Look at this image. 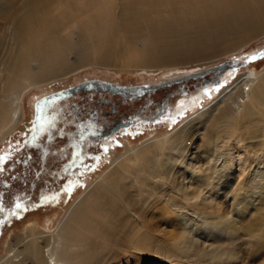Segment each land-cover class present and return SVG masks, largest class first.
I'll use <instances>...</instances> for the list:
<instances>
[{"label": "bare ground", "instance_id": "bare-ground-1", "mask_svg": "<svg viewBox=\"0 0 264 264\" xmlns=\"http://www.w3.org/2000/svg\"><path fill=\"white\" fill-rule=\"evenodd\" d=\"M122 1L0 0V10H4V6L10 10V17L0 22V53H5L0 58V144L5 132H13L20 121L21 94L33 85L76 68L77 65L69 61L73 54L70 35L64 33L75 30L78 19L93 9L101 12L108 4L110 7L111 3L118 5L120 12L115 17V29L127 39V50L132 53L127 63L137 66L139 59V65L157 66L158 69L183 64H196L197 67L241 50L264 35V0ZM143 32H147L151 41L146 50L136 53L133 43ZM8 37L14 43L10 47ZM34 60L41 64L37 72L31 67ZM222 68L226 71L232 66ZM233 74V70L228 71L219 82L224 83ZM207 88L213 92V86ZM19 89L21 91L16 94ZM198 92L181 100L174 108L170 120L181 113L192 111L194 114L172 137H168L171 135L168 133L161 134L155 144L144 142L130 147L132 154L126 162L118 157L113 164L116 169L111 172L107 169L96 176L95 188L88 187L83 199L81 223L70 225L73 229L69 240L62 243L58 235L54 249L46 243V251L42 250V235L32 227L25 249L11 248L0 258V264H18L26 260L33 264L88 261L89 252L81 257L67 253L81 247L92 249L95 254L94 237L100 232L104 233L100 239L111 233L122 239L127 235L125 230L129 222L123 220L124 213L134 219L130 220L133 227L126 239L131 238L136 250L167 255L153 239L155 229L150 228V220L156 213L161 217L165 215L168 205L181 212L177 220L183 231L180 240L172 245L174 252L177 250L187 258V263L195 260V264H226L234 260L238 254L229 249L221 250L220 246L200 250L194 229L199 223L203 231L211 227L216 234L222 230L234 231L236 221L231 213L225 214L219 208L204 213V207L210 206L211 191L218 187L224 175L227 176V170H238L241 177L258 164L260 168L257 167L258 173L249 187L253 188L254 184L261 187L258 179H264V69H250L208 105L202 106L201 101L209 94L204 89ZM195 138L202 139L199 149L194 147ZM256 144L261 146L259 155L251 161L254 152L249 148ZM110 146V142L107 143V148ZM123 178L130 181L122 184ZM114 196L122 203L118 209L113 208L111 198ZM156 200H161L162 204L154 206ZM152 207L155 215L150 219L145 213V222H142L139 213ZM75 212L71 206L63 222L75 220ZM127 251L131 249H124L123 253ZM139 258L144 259L141 255L137 256Z\"/></svg>", "mask_w": 264, "mask_h": 264}, {"label": "rangeland", "instance_id": "rangeland-1", "mask_svg": "<svg viewBox=\"0 0 264 264\" xmlns=\"http://www.w3.org/2000/svg\"><path fill=\"white\" fill-rule=\"evenodd\" d=\"M112 4L111 7L106 5L107 10L93 9L87 16L82 15L76 29L64 33L70 35L73 54L69 61L75 63L76 68L33 85L21 94L20 121L13 132H5L0 144V258L11 248L23 251L29 243L32 227L42 235V250L46 251V243L54 249L59 236L62 243L69 240L73 229L70 225L81 223L83 199L88 187L95 188L96 176L107 169L110 172L116 169L113 164L118 157H122L121 162H126L132 154L130 147L144 142L155 144L161 134L168 133L171 134L168 137H172L194 114L192 111L179 114L175 124L170 120L172 114L169 111L181 99L213 86V92L201 101L202 106L208 105L250 69H264V35L241 50L197 67L196 64H183L158 69L157 66L139 65V59L138 66L129 64L132 53L127 50V39L115 29V17L120 10L118 5ZM2 9L0 22L10 17L9 8L4 6ZM11 29L7 31L9 34ZM7 40L8 47L14 45L9 37ZM150 41L147 32H143V36L133 43L136 53L146 50ZM2 54L5 53L1 52L0 58ZM105 56L107 61H104ZM253 56L257 59L251 60ZM40 65L37 60L31 62L35 72ZM224 65L232 66L230 70L234 74L221 83L219 81L230 71L229 68L224 71ZM18 91L21 89L16 90V94ZM200 140L195 138L197 149ZM109 141L111 146L107 148ZM260 147L256 144L249 148L254 152H250L251 161L259 155ZM255 165L241 177L238 170H227V176L224 175L218 187L211 191L210 206L204 207L205 214L218 208L225 214L231 213L236 221L234 231L222 230L216 234L211 227L203 231L199 223L194 229L200 250L220 246L221 250L229 249L238 254L226 264H264L263 177L258 179L261 187L257 184L249 187L260 168ZM128 181L123 178L121 183ZM111 201L114 209L122 204L115 196ZM17 204L21 207L17 208ZM161 204V200H156L153 205ZM71 206L75 208L76 219L63 222ZM171 208L168 205L162 217L153 211V207L139 213L142 222H145L144 217L151 219L156 213L150 220V228L155 229L153 239L167 255L147 254L134 248L131 238L126 239L133 227L130 220H134L127 213L123 219L129 221L125 230L127 235L122 239L113 237V233L100 239L104 235L100 232L94 237L95 254L92 249L81 247L67 254L81 257L89 252L88 261L79 260L78 264H195V260L187 263L185 256L177 250L174 252L172 244L180 240L183 227L177 220L181 212ZM85 232L90 233V230L85 229ZM124 249L131 251L124 254ZM138 255L144 259H137ZM18 264L33 262L26 260Z\"/></svg>", "mask_w": 264, "mask_h": 264}, {"label": "snow or ice", "instance_id": "snow-or-ice-1", "mask_svg": "<svg viewBox=\"0 0 264 264\" xmlns=\"http://www.w3.org/2000/svg\"><path fill=\"white\" fill-rule=\"evenodd\" d=\"M250 59H251V60H256L257 57L253 56V57H250ZM218 88H219V85H217V89H218ZM204 91L210 95V92H209V90H208L207 87L204 89ZM181 115H183V113H181ZM156 122H159V120L156 121ZM173 122H174V124L177 122L175 117H173ZM16 207H17V208H20L21 205H20V204H17Z\"/></svg>", "mask_w": 264, "mask_h": 264}, {"label": "flooded vegetation", "instance_id": "flooded-vegetation-1", "mask_svg": "<svg viewBox=\"0 0 264 264\" xmlns=\"http://www.w3.org/2000/svg\"><path fill=\"white\" fill-rule=\"evenodd\" d=\"M141 89H142V88H141ZM199 92H200V91H199ZM199 92H198V93H199ZM196 94H197V93H196ZM186 98H187V97H186ZM186 98H184V99H186ZM184 99H181V100H184ZM181 100H180V101H181ZM180 101H179V102H180ZM178 105H179V103L176 105V107H177ZM120 122L122 123L123 121H120ZM119 125H120V124H119ZM109 142H110V141H109Z\"/></svg>", "mask_w": 264, "mask_h": 264}, {"label": "water", "instance_id": "water-1", "mask_svg": "<svg viewBox=\"0 0 264 264\" xmlns=\"http://www.w3.org/2000/svg\"><path fill=\"white\" fill-rule=\"evenodd\" d=\"M174 108H175V107H174ZM173 110H174V109H173ZM173 110L169 111V112H170V114H172V111H173Z\"/></svg>", "mask_w": 264, "mask_h": 264}]
</instances>
